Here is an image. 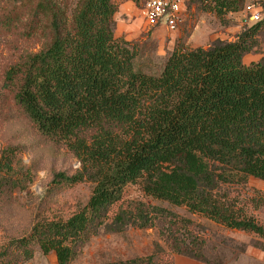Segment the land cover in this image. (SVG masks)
Here are the masks:
<instances>
[{"label":"trees","instance_id":"obj_1","mask_svg":"<svg viewBox=\"0 0 264 264\" xmlns=\"http://www.w3.org/2000/svg\"><path fill=\"white\" fill-rule=\"evenodd\" d=\"M245 1L203 0L219 17L240 11ZM119 5L78 0L68 16L56 0H36L28 29L37 27L42 14L50 36L39 51L5 70L3 88L13 92L38 133L81 161L75 173L57 172L52 182L88 181L94 187L67 220H39L28 235L1 243L0 264L24 263L37 246L45 254L55 252L56 264H71L102 228H147L159 217L167 222L163 235L174 254L105 264H175V255L211 264L204 239L188 227L190 219L139 203L136 211L121 209L110 220L125 187L139 181L148 196L264 238V225L239 213L221 193L223 185L264 180V55L244 62L260 45L264 18L251 20L234 41L176 47L162 72L153 75L135 68V45L115 36ZM13 21L7 17L8 24ZM18 153L16 146L0 149V173L14 169ZM16 185L12 176H0V210Z\"/></svg>","mask_w":264,"mask_h":264},{"label":"rangeland","instance_id":"obj_2","mask_svg":"<svg viewBox=\"0 0 264 264\" xmlns=\"http://www.w3.org/2000/svg\"><path fill=\"white\" fill-rule=\"evenodd\" d=\"M56 1L71 16L78 0ZM128 1L119 0L115 36L135 45V68L153 75L162 72L167 58L178 46L208 48L217 39L236 40L246 26L254 24L244 11L245 5H260L264 18V0H246L240 11L228 12L222 17L210 10L203 0H185V22L173 34L149 29L142 14L144 3H135L137 8L129 11L124 9ZM35 4L36 0H20L16 4L0 0V149L7 146L19 149L14 169L0 173V176H12L17 182L5 195L0 210V244L28 235L32 225L39 220H67L88 202L94 187L88 181L69 186L52 182L57 172L75 173L81 167V161L64 145L38 133L26 113L16 104L13 92L3 88L5 70L26 53L39 51L50 36L51 29L42 14L38 17L37 27L32 32L28 29L34 21ZM9 16L14 18L13 25L7 23ZM259 39L260 45L244 57L246 64L263 57L264 29ZM221 193L235 202L239 213L264 225V180L250 177L245 185H223ZM139 203L158 206L192 220L194 223L188 227L204 239V252L211 264H233L249 246L264 251V238L256 233L229 228L192 214L186 207L148 196L140 181L125 187L121 200L111 209L110 220L121 209L134 212ZM178 226L176 229L179 230ZM167 227L165 219L159 217L147 228L136 225H128L121 231L102 228L84 245L71 264H105L152 253H160L163 259H167L174 254L163 235ZM56 263L55 252L45 254L37 246L33 258L21 264Z\"/></svg>","mask_w":264,"mask_h":264},{"label":"built area","instance_id":"obj_3","mask_svg":"<svg viewBox=\"0 0 264 264\" xmlns=\"http://www.w3.org/2000/svg\"><path fill=\"white\" fill-rule=\"evenodd\" d=\"M245 12L250 20L261 18V8L255 3L247 4ZM142 14L149 27L165 25L169 31H177L185 22V0H147Z\"/></svg>","mask_w":264,"mask_h":264},{"label":"crops","instance_id":"obj_4","mask_svg":"<svg viewBox=\"0 0 264 264\" xmlns=\"http://www.w3.org/2000/svg\"><path fill=\"white\" fill-rule=\"evenodd\" d=\"M133 7L137 8V5L132 0L124 4L125 10L127 9L130 11V9H132ZM144 22L146 23V26L149 29L156 30L158 32H164V30L168 32H172V31H169L165 25L149 27L145 19H144ZM178 31L179 29L177 31H173L172 33L174 34V33H177ZM174 261H175V264H206V263L197 261L195 259L189 258L187 256H183V255H175ZM233 264H264V251L258 248H255L253 246H249L247 250L241 254L239 259H235L233 261Z\"/></svg>","mask_w":264,"mask_h":264}]
</instances>
